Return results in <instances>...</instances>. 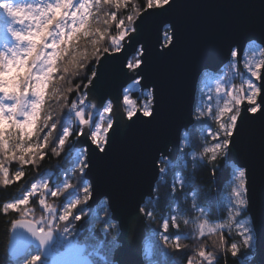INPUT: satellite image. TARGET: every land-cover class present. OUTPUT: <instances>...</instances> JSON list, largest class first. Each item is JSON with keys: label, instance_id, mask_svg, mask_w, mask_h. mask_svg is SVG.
Wrapping results in <instances>:
<instances>
[{"label": "snow or ice", "instance_id": "obj_1", "mask_svg": "<svg viewBox=\"0 0 264 264\" xmlns=\"http://www.w3.org/2000/svg\"><path fill=\"white\" fill-rule=\"evenodd\" d=\"M171 2L0 0L5 27L4 41L0 42V188L19 184L12 198L0 203V216L8 217L5 223L11 233L14 264H50L48 257L56 234L76 232L77 222L85 220L84 209L95 202V186L86 179L92 155L107 151L111 133L121 123L130 127L155 116V92L148 83H144L143 103L131 99V89L123 85L133 77L137 84L146 81L150 50L164 56L175 47V24H166L159 18L164 5L171 7ZM101 4L108 9L102 20ZM93 22L98 26L93 27ZM161 26L165 28L164 43L159 34ZM153 29L154 41L150 40ZM9 33L14 37L11 46ZM260 43L264 48V40ZM156 44H160L159 50ZM246 51L243 42L232 41L220 61H228L241 84L237 87L227 79L217 80L215 96L205 99L202 95L195 111L190 109L188 120L167 142L172 145L169 155L152 156L155 186L150 181L137 204L156 205L163 201L167 212L157 216L155 208L140 206L129 214L137 225L143 224L145 217L148 221L158 219L159 227L153 231H159L164 249H171V255L178 256L183 264H219L222 254L227 264L229 253L236 264V258L243 255L241 246L249 249L253 244L254 218L245 216L252 211L249 169L233 155V149L240 146L245 116L264 118V60L245 55L241 71L239 60ZM109 79L117 82L114 90L105 87ZM120 105L123 111L117 112ZM209 119L215 127L207 123ZM197 124L202 132L200 142L193 141L188 131L189 126ZM180 127L185 133H180ZM49 152L60 158L63 177L54 175L52 166L41 168ZM188 156L193 172L207 169L212 183L222 173L223 182L230 185V207L224 222L211 221V217L220 216L213 203L215 194L211 188L205 192L194 183L196 177L188 171ZM161 159L164 168L159 167ZM230 160L234 161L231 170L226 166ZM13 163L18 165L15 171L10 168ZM25 169H31L32 174ZM165 174L171 176V184L163 194L153 196L159 190L158 177ZM73 176L77 183H72ZM260 191V211L264 215V172ZM108 199L111 201V197ZM109 219L116 217L102 221V246H114L116 237L107 241V233L122 235L126 224V220L110 224ZM233 235L242 239H234ZM212 236L217 239L209 250L208 239ZM186 240L198 242L191 249L192 255L189 245L182 243ZM180 261L172 260L171 264Z\"/></svg>", "mask_w": 264, "mask_h": 264}, {"label": "water", "instance_id": "obj_2", "mask_svg": "<svg viewBox=\"0 0 264 264\" xmlns=\"http://www.w3.org/2000/svg\"><path fill=\"white\" fill-rule=\"evenodd\" d=\"M164 9L159 18L166 24H175L177 42L164 56L149 51L145 73L147 79L139 84L141 92L145 90L144 83L154 89L155 116L143 118L130 127L121 123L111 133L112 143L107 146V151L92 155L86 177L95 186V202H90V208H86L88 212L91 214L104 200L111 217H116L111 219L113 222L126 220L123 234L118 233L117 237L119 246L113 256L116 264H146L142 247L144 241L155 232L146 223V218L143 224L137 225L129 214L134 207L142 206L137 204V200L141 193L147 192L149 182L155 186L151 175L153 154L158 158L169 155L172 145L167 142L177 127L188 120L190 109L194 112L199 77L204 72L216 74L226 66L228 61L222 64L220 61L230 42H243L247 48L250 43L261 46L260 42L264 40V0H172L171 7L164 5ZM164 31L165 28L161 26V43H164ZM155 37L153 29L150 40L154 41ZM156 48L159 50L160 44H156ZM243 53L239 60L241 71ZM262 58L264 60V56ZM116 85V81L109 79L105 87L114 90ZM116 111H123L122 105ZM242 127L241 143L233 149V155L249 169L252 211L247 214L254 218L255 236V253L251 264H264V215L260 211L264 118L259 115L254 119L245 116ZM179 131L183 134L185 129L180 127ZM228 162L234 163L232 160ZM108 197H111V201ZM146 198L147 195L144 196ZM9 252L11 255L10 244ZM85 252L84 244L71 242L57 253L52 246L48 259L50 264H92Z\"/></svg>", "mask_w": 264, "mask_h": 264}, {"label": "trees", "instance_id": "obj_3", "mask_svg": "<svg viewBox=\"0 0 264 264\" xmlns=\"http://www.w3.org/2000/svg\"><path fill=\"white\" fill-rule=\"evenodd\" d=\"M101 10L99 12L101 20L104 18L105 13L108 11L107 7L101 4L100 6ZM95 12V9H94ZM0 23L3 24V20L0 18ZM93 27L98 26L95 22H93ZM114 31V30H113ZM165 32V31H164ZM250 45V44H249ZM89 53L91 52V48L88 49ZM68 85H65L67 87ZM135 94H133L134 96ZM137 98V97H136ZM138 99V98H137ZM139 100V99H138ZM208 124L209 121H207ZM191 133V138L193 141L200 142L201 141V127L199 124L195 126H190L189 130ZM185 133V132H184ZM60 158L51 155L49 152L48 158L45 159L42 164L41 168H48L49 166H52V171H54L58 176H64V172L60 170V165L58 161ZM188 162V171L193 172L192 170V164H191V158L190 156L187 157ZM176 161L174 162V164ZM160 168L165 167V163L163 160H160L159 162ZM231 163L227 162L226 166L231 170ZM181 166H183V159H181ZM18 167L17 164L13 163L10 165V168L12 171H15ZM57 169L58 172H57ZM29 175L32 174L31 169H25ZM196 179L194 183L199 186L202 190L205 192L211 188V193L215 194L213 197V203L215 204L216 210L220 213L219 218L216 216L211 217V221L213 223H219L224 222L225 218L227 217V208L225 207L223 201V198L229 193L230 191V185H227L223 182V174H218L216 178V183H212V180L210 178V173L206 169L202 172L196 171L193 172ZM160 184H159V190L158 193L154 191V196L157 194H163L164 191L169 187L171 184V176L168 174H165L163 177H159ZM76 177H72V183H77ZM19 187V184L10 186L7 189L0 188V203H3L5 200L11 199L12 194L16 192L17 188ZM190 196V193H189ZM148 198L145 199L147 201ZM103 202V201H102ZM181 203H183V199H181ZM192 203L191 199L188 200V206H190ZM101 205V203L99 204ZM97 206L91 214L84 209V216L85 220L82 222H77L79 225L76 232L70 233L72 235V239L76 244H85L86 246V254L90 256L92 259L91 261H99L100 264H115L113 261V256L115 249L118 248L119 244L117 241L118 233L115 231H109L107 233V241H111L114 236L116 237V244L113 246L111 244H103L104 236L102 233V229L104 228V224L102 221L106 217H111L109 208H107V204L104 206ZM149 208V210H152L155 208V213L157 216H159L162 213L167 212V205L164 204L163 201H161L159 204L153 205V204H146L142 205ZM191 215H195V213H191ZM146 218V217H145ZM8 219V217L0 216V264H14V258L9 255V244H10V238L11 234L10 231L6 230L7 225L5 221ZM110 224H115L111 219L108 220ZM146 223L150 228L153 230L158 229L160 221L153 220L148 221L146 218ZM182 230L184 229V225L181 224ZM191 226H189L190 230ZM225 233H227V229L224 230ZM218 235V234H217ZM234 239H242L241 237H237L233 235ZM217 236L209 237L208 243H209V250H212V241L216 240ZM147 241L150 242L152 251H151V259L150 261L154 262V264H171L172 260L180 261V258L178 256H172L171 249H164V246L162 242L160 241V235L159 231H155V234L153 236L148 237ZM201 241L200 243H202ZM230 242V241H229ZM182 243H186L189 245V255H192V248H195L197 246V241L195 240H186L182 241ZM241 253L243 255L238 256L236 258V264H251L252 259L254 257V250L252 249H245L241 246L240 248ZM165 252L169 253L168 255L165 254ZM198 260V258H196ZM22 264V262H21ZM180 264H183V261H180ZM219 264H225V258L223 254L221 255V259ZM227 264H233V258L231 257L230 253L227 256Z\"/></svg>", "mask_w": 264, "mask_h": 264}, {"label": "rangeland", "instance_id": "obj_4", "mask_svg": "<svg viewBox=\"0 0 264 264\" xmlns=\"http://www.w3.org/2000/svg\"><path fill=\"white\" fill-rule=\"evenodd\" d=\"M22 2H23V0H22ZM27 2H31V0H27ZM0 18H1V20H3L2 17H0ZM15 26L19 27V25H15ZM7 35H8V45L11 46V42H12V40H14V37H12L10 33L7 34ZM4 36H5L4 23L3 24L0 23V42L4 41ZM261 52H262V48H261V46L259 44L250 43V45L247 47V51L244 52L243 56H242V60H241V64H240L241 67H242V70H243V63H244L243 57L245 55L249 59H251L253 56H255L256 59L263 60ZM199 78L200 79H199V83H198V87H197L198 91H197V95H196L195 106H196L197 103L200 102L202 95L204 96L205 99L209 95H211L213 97L215 96L216 82H217V80H219L221 78L229 80L231 85H235L237 87L241 84L240 77L238 75H235V70H233V69L228 67V63L218 73L214 74V73H210V72H204L201 75V77H199ZM125 87H128V88L131 89V91L129 92V95H130L131 99H133V100H138L139 99L138 101L140 103H143L145 97L142 95L143 91L141 92L140 85L135 83V79L132 80ZM133 94H135V95L133 96ZM213 103H215L214 100H213ZM137 106H139V104ZM195 106H194V111H195ZM208 121H209L210 124H212L213 127H215V124H214V122L211 119H209ZM204 131L206 132V128L204 129ZM201 134H202V132H201ZM71 158L74 159L75 158V154H73V156ZM58 170L59 169H57V172H58ZM59 171H61V170H59ZM53 173H54V175H57L54 171H53ZM222 202L224 203V205H225V207L227 208V211H228V208L230 207L229 202H228V194L223 198ZM104 205H106V201L103 200V202H101V205H99V206H104ZM94 210H95V208H94ZM94 210H93V212H94ZM39 214H40L39 213V209L37 208V215H39ZM245 216H249V215L246 213ZM243 218L244 217H242L241 219H243ZM253 236H254V232H253ZM71 242H74V241H73L72 235L70 233L66 234V235H62L60 233H57L56 237H55V240H54L53 251L56 252V253L60 252L63 249V246L65 244L71 243ZM254 244H255V236H254L252 247L250 249L254 250ZM142 248H143L142 249V254L144 256L143 259L146 261V264H154V262L150 261L152 248H151L150 242L147 241V239L144 241V244H143Z\"/></svg>", "mask_w": 264, "mask_h": 264}]
</instances>
